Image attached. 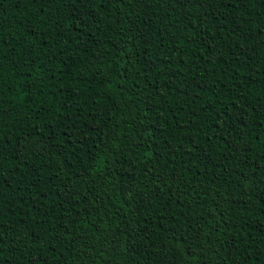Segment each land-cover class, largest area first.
I'll return each instance as SVG.
<instances>
[{"label": "trees", "instance_id": "trees-1", "mask_svg": "<svg viewBox=\"0 0 264 264\" xmlns=\"http://www.w3.org/2000/svg\"><path fill=\"white\" fill-rule=\"evenodd\" d=\"M0 264H264V0H0Z\"/></svg>", "mask_w": 264, "mask_h": 264}]
</instances>
